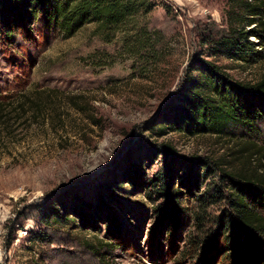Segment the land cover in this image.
Listing matches in <instances>:
<instances>
[{"label": "rangeland", "instance_id": "374dc122", "mask_svg": "<svg viewBox=\"0 0 264 264\" xmlns=\"http://www.w3.org/2000/svg\"><path fill=\"white\" fill-rule=\"evenodd\" d=\"M157 1L142 20L164 35L153 64L130 57L121 36L103 41L96 24L65 38L31 22L6 32L0 17V104L14 122L0 123V264H232L236 218L223 171L264 173V108L251 130L191 135L172 126L200 61L243 87L264 79V60L208 48L228 28L229 0ZM31 100L41 112L25 107L34 115L19 120L16 109ZM186 163L200 179H187ZM159 173L181 195L163 190ZM112 184L119 189L103 193ZM52 212L74 222H46ZM37 232L46 240L28 238Z\"/></svg>", "mask_w": 264, "mask_h": 264}, {"label": "trees", "instance_id": "16d2710c", "mask_svg": "<svg viewBox=\"0 0 264 264\" xmlns=\"http://www.w3.org/2000/svg\"><path fill=\"white\" fill-rule=\"evenodd\" d=\"M228 4V28L217 40L206 41L208 48L214 55L245 64L264 60V0H229ZM160 5L157 0H0V17L6 32L12 29V23L16 25L18 22H31L30 24L44 26L46 30H57L65 38L73 37L88 24H96V33L103 41L111 43L117 36H121L123 47L130 57L153 64L160 59V45L162 46L164 35L151 30L148 23H142V20H147ZM167 13H170L169 7ZM251 38L256 41H251ZM195 71L199 73V78L193 81L191 77V81L183 87L176 123L172 127L191 135L221 133L227 124L241 125L250 130L256 128L264 108V79L243 87L232 85L219 67L203 61H200ZM38 94H33V98H38L41 93ZM0 105V123L3 122V127L7 128L14 122L10 115H5V105ZM28 106H34L37 113L42 110L38 100L25 101L15 111L18 112L19 120L25 121L34 115L33 109L26 111L25 107ZM194 165L186 163L185 172L187 179L197 181L201 172ZM209 166L203 169L205 175L210 172ZM262 167L264 168V162ZM160 175L161 173L156 176V181L161 183L163 190H168L167 193L172 198L181 195L178 189L166 187L170 184L165 180L169 178L168 175ZM223 175L230 180L227 201L230 213L236 218V257L232 264H264V173L223 171ZM111 188L119 189L112 184L105 186L102 191L111 193ZM103 193L101 197H104ZM223 196L222 194V199ZM199 197L198 200L205 203L207 194ZM101 202V208L107 209L106 202L103 199ZM177 203H171L176 215L182 213ZM54 212L58 213L56 209ZM57 213L46 215V222L50 220L48 218L74 222ZM79 214L84 217L83 213ZM28 238L36 242L44 241L47 237L37 232ZM105 246L111 245L105 243Z\"/></svg>", "mask_w": 264, "mask_h": 264}, {"label": "built area", "instance_id": "2783aa9c", "mask_svg": "<svg viewBox=\"0 0 264 264\" xmlns=\"http://www.w3.org/2000/svg\"><path fill=\"white\" fill-rule=\"evenodd\" d=\"M24 228H25V230L24 229H21V231H20V233L22 234L21 237H23V238L26 237V236H28L30 234V232H31V231L28 230L27 227H24ZM1 235H2V232L0 230V236Z\"/></svg>", "mask_w": 264, "mask_h": 264}]
</instances>
